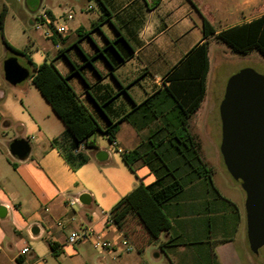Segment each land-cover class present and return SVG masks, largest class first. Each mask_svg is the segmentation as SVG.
Wrapping results in <instances>:
<instances>
[{
  "label": "crops",
  "instance_id": "crops-1",
  "mask_svg": "<svg viewBox=\"0 0 264 264\" xmlns=\"http://www.w3.org/2000/svg\"><path fill=\"white\" fill-rule=\"evenodd\" d=\"M99 1L102 6L98 0L93 1L94 5L89 0H56L44 6L43 10L58 20L69 9L73 19L67 23L66 35L44 39L35 31L33 43L41 47L44 61L53 62L62 75L71 72L69 62L83 65L82 54L93 56L97 48L106 47L104 58L92 61L93 68H82L86 84L77 75L71 76L69 83L102 129L108 125L107 120L117 123L116 144L109 147L114 152L99 145L94 153H89L81 146L78 152L85 162L75 170L59 149L67 148L68 139H63L61 144L51 142L63 134L64 126L42 96L37 95L39 93L30 89L32 99L25 93L20 111L12 112L10 104L1 102L4 115L0 114V207L4 208L5 216L0 218L3 220L0 221L3 222L0 264H16L18 253L26 245H29V252L22 260L28 264H45L46 256L59 253L68 257L59 264H144L149 261L151 264H213L215 257L220 264H240L234 239L242 228V212L238 203L223 194L215 182L217 168H223L219 147L215 151L219 153L217 159L209 162L198 134L191 130L192 118L201 109L204 97L189 120V130L199 143L201 157L213 170L212 184L220 197L210 191L204 180H193L176 200L164 206L170 228L151 240L140 226H136L138 233L131 242L134 250L122 252L115 259L108 252L94 249L89 242L68 245L66 237L71 230L89 225L117 245L125 238L115 225L107 224L103 214L109 212L102 211L100 204L92 206L94 192L88 190L79 171L90 166L92 172L95 160L106 161L108 176L124 185L123 192L114 191L117 198L107 206L109 211L140 183H152L155 176L140 160L134 163L131 171L122 159V154L137 148L146 135V131L138 133L122 117L134 104L162 89L167 73L193 46L203 41L202 18L213 25L217 34L263 15L264 0H160L157 4L154 0ZM112 41H115L114 49L107 48ZM218 42L214 37L209 38L208 61L211 44ZM120 57L124 61L111 69L109 62L117 63ZM206 91L207 83L205 94ZM5 97V92L0 90V101ZM95 103L103 105L102 112ZM13 125L18 127V136L9 138L7 131ZM100 134L107 139L105 134ZM17 137H27L32 142L28 143L27 157L16 158L18 162L15 163L6 157V149L9 152L10 142ZM99 152L104 159H97ZM109 160L112 161L108 163ZM102 176L109 181L104 173ZM82 194L89 196L87 205L79 203L76 208L68 205L69 200L78 199ZM69 218L73 221L65 227L56 225L57 221ZM215 233L220 243L213 248L206 247V238H212ZM244 234L243 248L249 250L246 227ZM3 238L7 239L5 246L1 242ZM83 245L94 249L96 255L88 253ZM151 247L153 256L148 260L146 252Z\"/></svg>",
  "mask_w": 264,
  "mask_h": 264
},
{
  "label": "trees",
  "instance_id": "trees-1",
  "mask_svg": "<svg viewBox=\"0 0 264 264\" xmlns=\"http://www.w3.org/2000/svg\"><path fill=\"white\" fill-rule=\"evenodd\" d=\"M159 1L154 0V4ZM98 3L102 6L99 0ZM202 35L203 41L193 46L179 64L167 73L163 88L141 103L134 104L122 117L138 133L146 131L137 148L122 154L124 163L133 171L134 163L140 160L155 176L152 183H140L109 211L113 223L130 240L133 248L131 242L138 233L136 226H140L151 240L170 228L164 206L176 200L183 188L193 180H204L210 191L220 197L212 184L213 170L201 157L199 143L189 130V120L205 95L209 70L208 40L214 37L233 52L246 54L255 50L264 57V14L217 34L213 25L202 18ZM114 43L115 41L108 42L107 48L114 49ZM4 44L14 55L25 53L14 49L6 41ZM105 48H97L93 56L82 54L83 65L69 62L72 70L67 75H62L53 62L44 61L34 65L27 59L33 70L30 75L31 84L64 126L63 134L51 142L61 144L63 139H68L67 148L59 149L70 164L75 162L77 166L85 162V158L79 155V147H95L94 142L89 140L96 132L105 134L111 144L115 142L117 123L107 120L108 125L102 129L69 83L73 75H77L85 83L82 68H93L92 61L97 57L104 58ZM123 61L124 58L120 57L117 63L109 62L110 68L113 69ZM95 105L102 112L103 105Z\"/></svg>",
  "mask_w": 264,
  "mask_h": 264
},
{
  "label": "rangeland",
  "instance_id": "rangeland-1",
  "mask_svg": "<svg viewBox=\"0 0 264 264\" xmlns=\"http://www.w3.org/2000/svg\"><path fill=\"white\" fill-rule=\"evenodd\" d=\"M56 0H0V90L5 92V99L0 101V114H3L2 103L7 102L11 105L12 112L21 110V100L25 97V93L30 97V89H33L35 93H39L32 86L30 81V75L33 73L32 65L27 62L30 59L32 64L38 65L44 62V56L42 55L41 47L35 45L33 38L36 35L34 24L35 15L43 10L44 6H48L49 3H53ZM94 0H89L90 4L94 5ZM81 3V2H79ZM95 8L97 9L96 5ZM69 10V9H67ZM6 41L11 47L17 50H23L24 55H14L8 50L4 44ZM10 56H15L18 63L24 66L29 71V77L20 82L17 85H10L4 80L2 63L4 59ZM209 63L210 70L207 75V91L204 95V102L199 110L198 114L192 118L191 130L193 133L198 134L201 141L205 159L209 162H214V158L217 159L219 153H215L218 150L220 144V122L218 116V105L222 98L224 87L228 78L234 73L238 72L243 68H250L264 76V57L257 51L251 50L246 54H239L230 50L223 42L212 43L209 51ZM40 95V94H37ZM40 97V96H39ZM2 102V103H1ZM213 106V108L211 107ZM15 114V113H14ZM4 115V114H3ZM196 122V124H194ZM18 127L13 125L8 131L7 135L9 138L18 136ZM16 139V138H15ZM17 139H23L27 143L31 144V139L24 137ZM14 140V139H12ZM90 141H94L95 147H84L85 152L94 153L99 145L104 146L107 150H110L111 143L99 132H96L90 137ZM6 157L12 162H18V160L8 152L6 149ZM85 156V155H84ZM112 160L107 161L110 163ZM106 161H96L93 164L92 172L90 166H84L79 171L80 178L86 184L88 190L94 192L92 206L100 204L99 208L104 212H109L107 206L115 198H117L115 190L123 192L124 185L118 183L112 176H108L105 171ZM75 170H78V166L75 162L71 163ZM223 168L218 167L216 175L214 176L215 182L223 192V194L234 199L242 212V228L240 233L234 239V247L238 253L240 264H264V246H262L257 254L251 253L249 250L243 248V240L245 238V212H244V192L240 186L230 177L227 173L223 162L221 161ZM94 169V170H93ZM107 176L109 181H106L102 174ZM114 194H113V193ZM77 199V198H76ZM98 202V203H97ZM79 202L75 204V208L79 206ZM0 221H3L0 219ZM0 222V227L3 225ZM217 233L212 238H206V247H216L220 241ZM4 240L2 239V245L5 246ZM246 242V240H245ZM24 247H29L26 245ZM79 246L76 247L78 249ZM87 249L91 255H96V251L88 245H83V248ZM152 248L146 252L148 260L152 258ZM28 254V253H26ZM43 258V257H40ZM68 259L67 255L59 253L53 256H46L44 259L45 264H59ZM144 264H151L150 261ZM213 264H220L219 258H214Z\"/></svg>",
  "mask_w": 264,
  "mask_h": 264
},
{
  "label": "water",
  "instance_id": "water-1",
  "mask_svg": "<svg viewBox=\"0 0 264 264\" xmlns=\"http://www.w3.org/2000/svg\"><path fill=\"white\" fill-rule=\"evenodd\" d=\"M4 80L14 86L29 77L15 56L2 63ZM220 121L219 152L230 177L244 192L246 240L249 251L257 254L264 246V76L250 68H243L226 81L218 105ZM29 145L23 139L9 144V153L23 160L29 154ZM105 156L98 153L97 159ZM82 194L78 201L89 203ZM5 210L0 207V218Z\"/></svg>",
  "mask_w": 264,
  "mask_h": 264
},
{
  "label": "built area",
  "instance_id": "built-area-1",
  "mask_svg": "<svg viewBox=\"0 0 264 264\" xmlns=\"http://www.w3.org/2000/svg\"><path fill=\"white\" fill-rule=\"evenodd\" d=\"M73 19V13L71 10H65L62 17L58 19L54 18L46 10L38 12L35 17L34 29L41 34L44 39H49L54 35L64 36L68 33V22ZM114 142L112 145H115ZM82 146V145H81ZM80 146V147H81ZM77 202V199H71L68 201V205L72 207ZM79 202V201H78ZM106 218V222L109 225H115L110 217L109 213L103 214ZM71 218L66 220L57 221L56 225L60 228L65 227L68 223L72 222ZM89 242L91 246L101 252H108L112 255V259H115L120 253H127L133 251V246L123 238L117 245L112 241H109L103 237L99 232H96L92 226H81L77 229L71 230L66 237V244L75 245L78 243ZM29 252L28 247H24L18 253L16 264H28L22 260L23 255Z\"/></svg>",
  "mask_w": 264,
  "mask_h": 264
}]
</instances>
